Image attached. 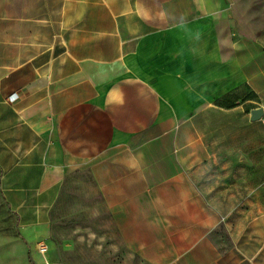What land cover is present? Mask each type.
I'll list each match as a JSON object with an SVG mask.
<instances>
[{
	"label": "crops",
	"instance_id": "1",
	"mask_svg": "<svg viewBox=\"0 0 264 264\" xmlns=\"http://www.w3.org/2000/svg\"><path fill=\"white\" fill-rule=\"evenodd\" d=\"M252 97L264 0H0V264H264Z\"/></svg>",
	"mask_w": 264,
	"mask_h": 264
},
{
	"label": "rangeland",
	"instance_id": "2",
	"mask_svg": "<svg viewBox=\"0 0 264 264\" xmlns=\"http://www.w3.org/2000/svg\"><path fill=\"white\" fill-rule=\"evenodd\" d=\"M255 108H263V107L259 105V103L252 97L251 101L245 104V111L248 112ZM256 125L257 126L256 127L253 126L250 131L251 142L256 145H264V117L262 118L261 122H259V124ZM200 127H202V129H214V119L213 120L203 119L200 124ZM208 139L214 141V136L213 137L209 136ZM66 190H67L66 201L67 203H69L68 212L71 215L69 216L71 226H73V224L81 225L87 229L91 228L93 230L94 227H96L97 225L99 216L98 215L95 216L92 215L90 217L83 216L81 212V210L86 206H91L92 208H94V207H98L100 203L99 196L92 181L87 176H80L75 180L68 181L66 184ZM12 236L18 237L15 231L12 233ZM113 243L114 240L112 239L107 241V249L112 250L114 253V247L111 246ZM51 249H52L51 251H53V248ZM16 253L17 256L20 255L19 252ZM41 255H40V261L45 262V256H41ZM47 255H48L47 257L50 258L53 254L52 252H50ZM27 260L29 264H33L31 263V261H29L28 255H27Z\"/></svg>",
	"mask_w": 264,
	"mask_h": 264
},
{
	"label": "water",
	"instance_id": "3",
	"mask_svg": "<svg viewBox=\"0 0 264 264\" xmlns=\"http://www.w3.org/2000/svg\"><path fill=\"white\" fill-rule=\"evenodd\" d=\"M264 117V109L256 108L251 111V120L253 122L259 121Z\"/></svg>",
	"mask_w": 264,
	"mask_h": 264
},
{
	"label": "built area",
	"instance_id": "4",
	"mask_svg": "<svg viewBox=\"0 0 264 264\" xmlns=\"http://www.w3.org/2000/svg\"><path fill=\"white\" fill-rule=\"evenodd\" d=\"M38 250H39L40 254H42L43 256H46V254L48 252V247L46 244L42 243L38 246Z\"/></svg>",
	"mask_w": 264,
	"mask_h": 264
},
{
	"label": "trees",
	"instance_id": "5",
	"mask_svg": "<svg viewBox=\"0 0 264 264\" xmlns=\"http://www.w3.org/2000/svg\"><path fill=\"white\" fill-rule=\"evenodd\" d=\"M235 105H229V108H232V107H234Z\"/></svg>",
	"mask_w": 264,
	"mask_h": 264
}]
</instances>
